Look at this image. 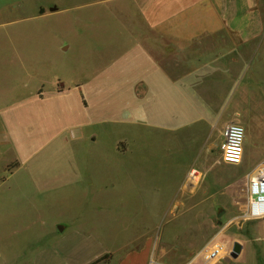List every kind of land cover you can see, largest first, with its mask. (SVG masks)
<instances>
[{"label":"rangeland","instance_id":"374dc122","mask_svg":"<svg viewBox=\"0 0 264 264\" xmlns=\"http://www.w3.org/2000/svg\"><path fill=\"white\" fill-rule=\"evenodd\" d=\"M107 6L70 7L37 20L19 13L13 19L20 21L4 28L0 264L5 255L29 250L35 227L41 248L71 245L63 252L69 264L94 258L108 244L112 252L100 261L146 245L149 264H264V220L245 215L248 176L261 162L250 142L255 132L264 144V109L257 120H239L235 97L225 110L208 105L205 118L190 114L188 100L175 111L144 57L127 48L125 13L118 23ZM220 86L215 79L210 89L216 102ZM231 122L245 130L236 166L220 158L222 131ZM191 167L202 180L189 192L182 185ZM55 222L68 230L52 237L44 230ZM81 234L92 236L94 247H73ZM235 241L242 250L233 260ZM216 242L226 248L220 259L195 261Z\"/></svg>","mask_w":264,"mask_h":264},{"label":"crops","instance_id":"0c3cea01","mask_svg":"<svg viewBox=\"0 0 264 264\" xmlns=\"http://www.w3.org/2000/svg\"><path fill=\"white\" fill-rule=\"evenodd\" d=\"M76 1L66 5L48 0L45 6H41L37 0H0V52L6 49L5 41L9 38L4 28L20 21L13 19L19 13H23L22 19L37 20L53 17L70 7L91 3L108 5L118 23L125 13L127 48L144 57L148 70L156 73L154 82L163 90L164 102L172 99L175 111L178 101L188 100L190 114L205 118L208 105L221 103L222 110H225L235 97L239 120H257L258 113L263 111L264 13L261 0H78L74 4ZM13 38L11 35L9 40ZM215 79L221 83V100L217 102L212 99L210 91ZM231 79L236 80V89L235 86L229 87ZM57 92L61 93L60 90ZM181 113V108L179 113H174L176 119H181ZM252 136L250 144L260 162L264 157V144H260L262 134L254 132ZM67 230V226L55 222L44 231L53 237L63 235ZM90 230L95 232L93 226ZM33 234L35 241L28 251L5 255L3 263L69 264L63 252H67L70 244L57 243L54 250H48L38 246L36 227ZM76 240L73 243L76 248L88 246V242L90 248L95 245L92 236L88 238L81 234ZM103 250L112 252L109 244ZM104 251L99 250L94 258L82 264L93 263ZM149 257L148 246L143 245L120 257L111 256L95 264H149ZM214 264H224V261ZM225 264L230 263L225 261Z\"/></svg>","mask_w":264,"mask_h":264},{"label":"built area","instance_id":"2783aa9c","mask_svg":"<svg viewBox=\"0 0 264 264\" xmlns=\"http://www.w3.org/2000/svg\"><path fill=\"white\" fill-rule=\"evenodd\" d=\"M245 137L244 127L238 123H228L222 131L220 143V158L226 165H239L243 157V143ZM253 174L247 180L246 219L264 220V157L253 169ZM202 180V173L195 167H191L184 178L182 189L192 192ZM224 244L216 242L211 245L208 260L220 257Z\"/></svg>","mask_w":264,"mask_h":264},{"label":"bare ground","instance_id":"6f19581e","mask_svg":"<svg viewBox=\"0 0 264 264\" xmlns=\"http://www.w3.org/2000/svg\"><path fill=\"white\" fill-rule=\"evenodd\" d=\"M252 174H253V172H252ZM252 174L249 175L248 177H251ZM210 247H211V246L206 247V249L204 250V252H201L200 254L196 255V257H195V261H198V260L202 259V261L213 262V261H217L218 259H220V258L225 254V250H226V248L223 246V252H221V255H220L219 258L214 259V260H208V259H207V258H208V256H207L208 253H205V251H206V250H209Z\"/></svg>","mask_w":264,"mask_h":264},{"label":"water","instance_id":"95a60500","mask_svg":"<svg viewBox=\"0 0 264 264\" xmlns=\"http://www.w3.org/2000/svg\"><path fill=\"white\" fill-rule=\"evenodd\" d=\"M54 10V9H53ZM242 250V245L239 242H233L229 256L235 260L238 258Z\"/></svg>","mask_w":264,"mask_h":264},{"label":"trees","instance_id":"16d2710c","mask_svg":"<svg viewBox=\"0 0 264 264\" xmlns=\"http://www.w3.org/2000/svg\"><path fill=\"white\" fill-rule=\"evenodd\" d=\"M100 261V259H98V260H96V261H94L93 263H91V264H95V263H97V262H99Z\"/></svg>","mask_w":264,"mask_h":264}]
</instances>
